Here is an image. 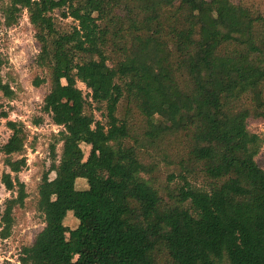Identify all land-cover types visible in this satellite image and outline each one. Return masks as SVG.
<instances>
[{
	"label": "trees",
	"instance_id": "1",
	"mask_svg": "<svg viewBox=\"0 0 264 264\" xmlns=\"http://www.w3.org/2000/svg\"><path fill=\"white\" fill-rule=\"evenodd\" d=\"M24 11L46 73L34 85L48 83L43 111L63 130L38 187L45 226L15 264H264V133L249 128L264 122V12L245 0H2L5 26ZM56 12L76 25L60 27ZM0 90L13 97L1 61ZM7 126L2 238L28 198V133ZM151 149L175 167L165 186ZM79 178L100 212L90 231L87 209L74 230L58 221ZM79 247L90 260L67 259Z\"/></svg>",
	"mask_w": 264,
	"mask_h": 264
},
{
	"label": "rangeland",
	"instance_id": "2",
	"mask_svg": "<svg viewBox=\"0 0 264 264\" xmlns=\"http://www.w3.org/2000/svg\"><path fill=\"white\" fill-rule=\"evenodd\" d=\"M249 5L260 8L264 12V0H245ZM2 0H0L1 7ZM58 18V24L63 28H71L76 25L72 19H64L59 12L55 13ZM2 14L0 12V61L1 76L4 83L8 84L13 91V97L8 98L0 90V145L7 142L11 136V131L7 126L9 120L22 123L28 133L26 150L24 156L27 159V166L18 175L19 179L25 183L28 198L25 207L17 208L14 212V224L11 235L8 238H2L1 217L5 210V202L13 194L6 190L1 179L2 174L8 171L4 164V156L0 154V264L18 263L20 252L23 246L31 244L34 237L45 226L41 213L36 209L38 187L42 181L43 175L50 169L53 159V149L59 156L62 152L59 133L62 127L56 126L51 118L44 113L43 104L45 95L49 91L48 83L37 87L34 80L44 78L46 73L38 68L36 58L39 53V47L35 38V31L30 24L27 11H24L18 23L12 27L4 25ZM62 86L66 87V82L62 81ZM78 87L84 95L89 93L84 83L78 82ZM123 115L122 106L119 108L118 116ZM95 116L98 121L105 122L101 111L95 110ZM42 118L40 125L36 121ZM250 130L256 133H264V122H254L250 124ZM84 159L90 152V147L86 144L76 145ZM163 153L166 147L162 146ZM151 149L149 164L156 163L157 169L155 176L160 186H165L168 182L167 177L174 172L175 167L165 163L160 151ZM257 161L264 168V146L261 149ZM116 172L119 170L115 169ZM55 183V173L50 174V184ZM69 195L74 198L75 205L65 206L58 214V221L74 230L81 224L77 216L82 210H88L86 219V230L90 231V223L98 215L99 209L95 206L94 195L88 190L85 179L79 178L75 182V190H70ZM249 231L254 234V230L249 223ZM68 233H66V240ZM98 247V243H96ZM103 251V248L101 249ZM106 255L108 259L114 256L110 248H107ZM93 253L83 250L81 247L73 252L68 260L91 259Z\"/></svg>",
	"mask_w": 264,
	"mask_h": 264
}]
</instances>
